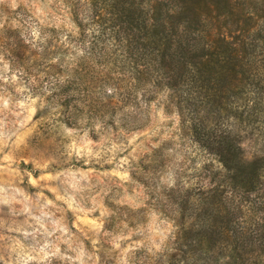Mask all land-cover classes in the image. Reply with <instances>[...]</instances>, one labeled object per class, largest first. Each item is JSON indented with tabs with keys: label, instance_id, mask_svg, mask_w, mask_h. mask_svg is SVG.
<instances>
[{
	"label": "rangeland",
	"instance_id": "374dc122",
	"mask_svg": "<svg viewBox=\"0 0 264 264\" xmlns=\"http://www.w3.org/2000/svg\"><path fill=\"white\" fill-rule=\"evenodd\" d=\"M176 5L198 45L247 35L245 59H264V0ZM164 13L0 0V264H237L236 238L264 264L263 193L232 197L264 187V100L250 126L223 76L200 94L135 88Z\"/></svg>",
	"mask_w": 264,
	"mask_h": 264
},
{
	"label": "trees",
	"instance_id": "16d2710c",
	"mask_svg": "<svg viewBox=\"0 0 264 264\" xmlns=\"http://www.w3.org/2000/svg\"><path fill=\"white\" fill-rule=\"evenodd\" d=\"M157 1L165 8V20L159 16H154L148 57L143 63L144 68L141 71L138 70L134 76L137 80L134 87L138 88L140 84H144V86L150 84L147 91H151V88L163 84L174 93L181 89H188L192 93L200 94L203 90L210 91L215 79L223 76L224 79L228 80L229 87L227 90L230 96L237 100L234 103L240 101L239 106L241 105L247 112L250 118L249 125L259 123L262 125L260 113L263 110L264 100V59H245L246 53L249 52L250 48L257 46L259 39H248L247 35L243 36L236 33L230 39L222 37L216 47L212 44L198 45L194 41L195 37L191 35L192 30L184 33L177 29L182 18L185 22L190 21V18L184 13L178 16L175 14L176 0ZM190 26L191 24L188 25V28ZM172 30L178 34L175 38ZM160 33H162L161 36H159ZM136 37L140 38L141 35L136 34ZM216 54L222 57L218 58ZM145 73L144 77L143 74ZM132 94L131 90L126 91L124 98L129 99ZM195 102L186 101V105ZM180 104L179 106H181ZM256 130L259 136L260 128H256ZM253 191L262 192L264 202V187L262 185L250 189H238L237 185H232V197H236L237 194H249ZM259 218L264 219L262 216ZM254 238L257 240L256 237ZM263 239L259 238L260 246L264 244ZM235 240L234 246L242 248L232 255L234 260H238L237 264H252L260 256V253L253 252L254 249L247 242V238L239 241L236 238Z\"/></svg>",
	"mask_w": 264,
	"mask_h": 264
}]
</instances>
